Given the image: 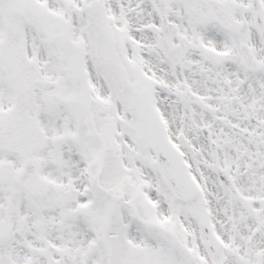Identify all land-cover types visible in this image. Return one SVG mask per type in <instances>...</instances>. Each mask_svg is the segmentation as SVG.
Returning <instances> with one entry per match:
<instances>
[{
  "label": "snow or ice",
  "instance_id": "snow-or-ice-1",
  "mask_svg": "<svg viewBox=\"0 0 264 264\" xmlns=\"http://www.w3.org/2000/svg\"><path fill=\"white\" fill-rule=\"evenodd\" d=\"M0 264H264V0H0Z\"/></svg>",
  "mask_w": 264,
  "mask_h": 264
}]
</instances>
